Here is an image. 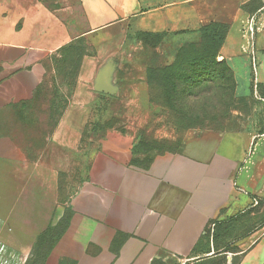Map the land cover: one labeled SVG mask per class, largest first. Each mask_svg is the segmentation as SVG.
Returning <instances> with one entry per match:
<instances>
[{"label":"crops","instance_id":"1","mask_svg":"<svg viewBox=\"0 0 264 264\" xmlns=\"http://www.w3.org/2000/svg\"><path fill=\"white\" fill-rule=\"evenodd\" d=\"M250 1L77 0L80 27L87 29L80 37L115 30L180 34L227 23L219 59L233 71L236 96L248 98L252 76L240 32L250 16L264 13V0ZM73 4L0 0V264H199L220 256L226 264L233 257L253 264L264 255V230L249 232L252 220L264 219V130L249 120L237 129L188 133L179 152L149 169L128 165L120 153L96 152L63 216L60 172L68 173V151L81 137L68 128L76 106L89 101L86 82L97 63L84 60L81 83L51 133L29 134L37 121L23 106L42 80L41 61L57 47L44 49L39 34L26 40L14 30L67 28ZM55 39L54 33L56 46ZM255 42L257 79L264 83L258 53L264 40ZM62 218L66 226L52 239L49 228Z\"/></svg>","mask_w":264,"mask_h":264},{"label":"rangeland","instance_id":"2","mask_svg":"<svg viewBox=\"0 0 264 264\" xmlns=\"http://www.w3.org/2000/svg\"><path fill=\"white\" fill-rule=\"evenodd\" d=\"M33 1L35 0H25L26 4H32ZM254 4L255 0L250 1V6ZM73 5L76 13L72 16L68 14L67 28L14 30L24 32L26 40H31L39 34V45L44 49L57 47L48 52L41 61L44 71L42 80L32 100L23 106L37 121V124L27 126L26 131L29 134L33 131L38 134L40 129V137L44 139L51 133L55 122L69 107L77 85L81 83L84 60L90 58L97 63L94 76L86 82L89 101L76 106L77 120L68 128V133H78L81 137L77 149L68 151V173L60 172L59 200L64 209L63 216H68L70 201L80 184L86 180L87 165L91 163L96 152L106 157H115L120 153L128 158V165L149 169L156 162L179 152L188 133L211 129H237L247 120L249 125H253L259 132L264 130V83L259 81L256 94L237 99L229 116L219 117L215 110L208 113L201 108V103L193 101L187 103V112L184 109L179 110L180 104L176 103L175 90H170L172 84L164 83L167 78L165 68L173 63L181 48L199 40L200 36L192 33L194 31L183 35L166 34L156 43L146 45L139 41L136 33L127 31L118 34L115 30L108 35L80 37L87 29L80 27L83 23L77 0H74ZM254 17V39L264 40V13ZM64 19L62 15L63 24ZM228 26L224 22H216L215 26H212L225 35L223 44ZM244 30L245 25L240 32L241 42L245 44L247 37ZM54 33L56 46L52 44ZM65 41L68 42L60 45V42ZM118 41L121 43L117 44ZM258 53L264 63V45L259 47ZM219 54L218 62L222 61ZM190 71L191 74L194 72L193 69ZM98 82L112 86L114 94L96 92L95 85ZM226 85L228 91L233 92L229 76ZM168 88L164 93L163 90ZM191 97L193 99V96ZM249 226L250 235L256 229L264 230V219H254ZM212 262L225 264L218 260ZM252 262L264 264V255H259L257 259L250 261ZM203 264H209V261ZM229 264H240V257H233Z\"/></svg>","mask_w":264,"mask_h":264},{"label":"trees","instance_id":"3","mask_svg":"<svg viewBox=\"0 0 264 264\" xmlns=\"http://www.w3.org/2000/svg\"><path fill=\"white\" fill-rule=\"evenodd\" d=\"M212 26H215V23H210L192 32L200 36L199 40L196 43L185 45L179 50L173 63L165 68L167 71L165 77L167 78L164 77V83L166 85L169 83L172 84L170 90H175L176 103L180 104L179 110L184 109L185 112H187L189 110L187 103L193 101L194 103H201V108L207 110L208 113L215 110L217 115L223 118L229 116L231 112H233V104H235L239 98L236 96V81L233 71L225 61H217L225 35L220 34L213 29ZM186 33L187 32H181L180 34ZM136 34L139 36V41L146 45L152 42L156 43L160 37L167 33L153 34L137 32ZM180 34L175 33L173 35ZM191 69L194 70L192 74L190 71ZM163 74L165 75V73ZM228 76L233 84V92L228 91V86L226 85ZM250 89L253 95L252 78ZM167 90H169V88L164 89V93H166ZM191 96H193V99ZM62 114L58 118V121ZM66 223V219L62 218L55 226L49 228V230H52V233H50L52 239H56L65 228ZM214 260L215 262L218 260L226 264L223 256L217 257ZM206 261L204 260L199 264H203ZM212 261H209V264H213Z\"/></svg>","mask_w":264,"mask_h":264},{"label":"built area","instance_id":"4","mask_svg":"<svg viewBox=\"0 0 264 264\" xmlns=\"http://www.w3.org/2000/svg\"><path fill=\"white\" fill-rule=\"evenodd\" d=\"M255 28H256V21L254 16H250L245 24V34L247 37V42L245 43L246 45V53L248 56L249 60V65H250V73L252 76V89L254 95L256 94L257 91V86H258V58H257V50H256V42L254 39V34H255ZM264 102V100H263ZM258 202L255 200L253 202V207L257 206Z\"/></svg>","mask_w":264,"mask_h":264},{"label":"water","instance_id":"5","mask_svg":"<svg viewBox=\"0 0 264 264\" xmlns=\"http://www.w3.org/2000/svg\"><path fill=\"white\" fill-rule=\"evenodd\" d=\"M95 91L106 95H113L115 92L114 88L105 82H98L95 85Z\"/></svg>","mask_w":264,"mask_h":264}]
</instances>
